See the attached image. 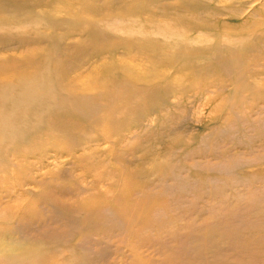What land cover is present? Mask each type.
<instances>
[{
    "label": "rangeland",
    "instance_id": "1",
    "mask_svg": "<svg viewBox=\"0 0 264 264\" xmlns=\"http://www.w3.org/2000/svg\"><path fill=\"white\" fill-rule=\"evenodd\" d=\"M0 264H264V0H0Z\"/></svg>",
    "mask_w": 264,
    "mask_h": 264
},
{
    "label": "bare ground",
    "instance_id": "2",
    "mask_svg": "<svg viewBox=\"0 0 264 264\" xmlns=\"http://www.w3.org/2000/svg\"><path fill=\"white\" fill-rule=\"evenodd\" d=\"M234 68H236V67H234ZM237 81V80H236ZM239 83V82H238Z\"/></svg>",
    "mask_w": 264,
    "mask_h": 264
}]
</instances>
